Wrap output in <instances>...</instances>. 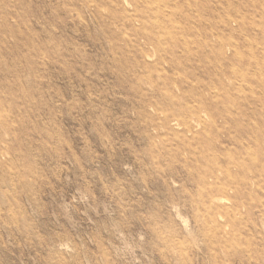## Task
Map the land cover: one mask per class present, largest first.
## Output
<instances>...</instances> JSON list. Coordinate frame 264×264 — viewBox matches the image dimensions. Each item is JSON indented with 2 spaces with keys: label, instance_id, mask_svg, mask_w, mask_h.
<instances>
[{
  "label": "rangeland",
  "instance_id": "obj_1",
  "mask_svg": "<svg viewBox=\"0 0 264 264\" xmlns=\"http://www.w3.org/2000/svg\"><path fill=\"white\" fill-rule=\"evenodd\" d=\"M0 264H264V0H0Z\"/></svg>",
  "mask_w": 264,
  "mask_h": 264
}]
</instances>
